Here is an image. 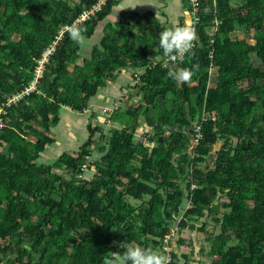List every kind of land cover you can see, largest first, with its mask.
<instances>
[{"label": "trees", "instance_id": "1", "mask_svg": "<svg viewBox=\"0 0 264 264\" xmlns=\"http://www.w3.org/2000/svg\"><path fill=\"white\" fill-rule=\"evenodd\" d=\"M71 1L0 0V104L29 85L37 60L62 31L39 93L3 116L0 264H110L123 242L159 252L171 215L186 200L187 149L203 110L209 115L192 160L197 188L179 228L209 217L219 229L207 234L216 264H264V0H215L214 7L202 0L192 54L166 70L150 64L165 53L159 46L165 27L151 11L121 12L118 22L104 26L90 58L77 63L81 39L73 32L79 27L82 38L91 36L119 0L79 24L80 12L97 0ZM210 63L214 86L207 89ZM193 65L188 81L173 78V69ZM123 69L139 78L131 88L139 100L111 112L119 128L101 135L106 143L92 149L98 129L88 126L76 152H63L51 165L40 162L60 109L83 112ZM139 122L150 129L151 149L135 139ZM94 150L100 157L84 178L80 168ZM171 264H179L175 253Z\"/></svg>", "mask_w": 264, "mask_h": 264}, {"label": "crops", "instance_id": "2", "mask_svg": "<svg viewBox=\"0 0 264 264\" xmlns=\"http://www.w3.org/2000/svg\"><path fill=\"white\" fill-rule=\"evenodd\" d=\"M188 4L186 0H119L118 4L113 7L112 12L110 15L107 16L109 19V22H117V18L119 19V15L121 12L125 11H134L139 13V11L132 10V9H137L141 10L144 13L146 11H151L157 19L162 23L164 27L167 26H175L177 24H185L189 23L190 21V16L188 13ZM102 22V21H101ZM132 75H131V69H123L120 71L116 79L112 82H108V85L103 88L99 93H97L96 97L92 99L88 107L86 108L89 110V112H77V111H72L69 108L62 107L63 113L62 117L66 119L67 121L66 125L70 129L74 122L71 118L76 119L78 121V126L82 123L85 127L84 130L87 131L88 133V126H91L92 128H97L98 130L95 132L98 133L100 132V128L103 130V125L109 126L112 123H109V113L106 112V110H109L113 103L116 101L117 97L121 94L122 89L127 88L130 85V82L132 81ZM132 93V97H130L127 93L128 96L125 97L123 100L122 104L120 105V108H127L129 106L136 105L138 103L139 97L137 96L135 91H130ZM73 112V113H72ZM60 114V111H59ZM61 118L59 115V118L57 120V123L50 128L49 134L53 137V142L50 145L56 144L57 142L61 141L60 137L57 135L55 137L54 134H59L61 131L60 125L62 124ZM106 119V120H105ZM72 122V124L70 123ZM102 122V123H101ZM111 122V121H110ZM102 127H97L94 124H100ZM67 132V131H66ZM66 134L68 137H66ZM65 134V139L63 144H65L66 147L70 146L71 141L73 140L69 135L71 134L70 132H67ZM100 136L102 133H99ZM88 137V136H87ZM93 143L90 146L92 149L93 147H98L101 146V143H97L98 140L95 138L92 139ZM68 143V145L66 144ZM83 144V143H82ZM82 144H76L77 148L74 149L71 153H74L77 151L78 147H80ZM103 145L105 143H102ZM49 145V146H50ZM75 146V147H76ZM74 147V148H75ZM217 148L215 147V150ZM50 150V148H48ZM67 152V151H64ZM46 153V149L42 154V160L44 163H49L51 164L52 161H49V154H53V150H50L48 153V159L44 160V155ZM61 151L58 152V157L60 155ZM214 153V151H213ZM57 159V158H56ZM48 164V165H49ZM169 228L172 226L173 222L172 220L169 221ZM192 224H187L185 228H179L177 231L174 239H173V246L175 249V254L178 257V263L179 264H216V258L213 256H210L209 253V246H206L204 243L200 242V237L199 235H205L207 237V231L205 232L200 231L202 223H195L194 222V228H190ZM179 231H189L192 235L191 237V244L190 246H193L191 253V256L189 257L187 252L183 253L179 250V244H182L183 246H186L187 244L184 242V239L180 237ZM197 232L198 238L196 234ZM199 240V241H198ZM198 241V242H197ZM188 247V245H187Z\"/></svg>", "mask_w": 264, "mask_h": 264}, {"label": "built area", "instance_id": "3", "mask_svg": "<svg viewBox=\"0 0 264 264\" xmlns=\"http://www.w3.org/2000/svg\"><path fill=\"white\" fill-rule=\"evenodd\" d=\"M108 0H97V2L92 5L90 8L83 9L78 17L76 18L74 24H79L82 22H85L90 19V17L94 16L97 12L101 10V8L106 4ZM188 3V13L190 16V21L188 24L193 25L196 27L200 19L198 17V11L200 7V2L202 0H186ZM212 6H215V0H211ZM220 24V21L215 19L214 20V26L211 28L210 33L215 34L217 31V27ZM65 29H68L67 27ZM62 35V31L59 33V35L56 37V40L48 46L43 53L41 54V57L37 60V65L35 67V76L33 80L29 83L28 86H26L23 90L20 92H17L11 96H8L5 100V102L0 104V131L3 128V116L6 115V108L10 107L11 105L17 104L22 99L28 97L31 93L39 91L37 90V84L39 79L42 77L44 66L46 63H48L49 56L52 55L54 52V47L57 43V41L60 39ZM212 43L213 41L210 40ZM194 46V44H193ZM211 52L209 54V58L212 59ZM185 57V54L182 56H179L175 59L170 57L168 54L164 53L160 58L153 59L150 61V64L154 67L158 65L160 68L166 70L168 68H171L172 66L175 67L176 65L182 63L183 59ZM214 68L212 66V63H210L208 67V75H207V82L206 86L207 89L213 87L214 85ZM139 83V78L137 76L132 79L130 82V85L128 88H124L121 91V94L117 97L116 101L113 103L112 107L109 110H106L109 114H111L112 111L117 110L120 108V105L122 104L123 100L127 96L128 91H131L132 87L137 85ZM83 112H86V109L83 110ZM208 113H205L203 110L201 113V116L199 120H197L193 127H192V133L190 136V144L187 149V153L189 155L190 161H189V171L186 176V183L189 184V189L186 191V200L181 208H179L178 214H172L171 220L173 222L172 226L168 229V231L160 238V245H159V252L163 253L168 256V264H171L172 262V255L175 253V249L173 246V239L179 230V223L180 221L184 220V214L185 212L192 207L191 205V193L193 190L197 188V183L192 179V173L194 171V166L192 164L193 158L196 156L195 149L197 145L200 143L202 139V133H201V126L202 123L206 120V117L208 116ZM111 121V120H110ZM109 121V123H110ZM150 130L145 129L144 131H136L135 139L139 143H141L143 146L148 147L149 149L152 148V144L148 142V133ZM1 148V143H0ZM92 162L89 158L88 163L81 166L80 170L84 173L85 170L89 167V163ZM80 177V176H79Z\"/></svg>", "mask_w": 264, "mask_h": 264}, {"label": "rangeland", "instance_id": "4", "mask_svg": "<svg viewBox=\"0 0 264 264\" xmlns=\"http://www.w3.org/2000/svg\"><path fill=\"white\" fill-rule=\"evenodd\" d=\"M75 1L76 0H72L71 3L72 2H75ZM132 10L139 11V13L143 12V11L137 10V9H132ZM118 20L119 19L117 18V22H118ZM108 22H109V19L108 18H105L102 22H100L98 24V26L96 27V29L94 30V32H93V34L91 36L81 38V40H80V48H79V52H78L79 58L77 59V63H82L84 59H86V60L89 59L90 58L91 50L94 49L95 47H99V44H100L101 40L104 37V26ZM112 23H115V22L112 21ZM252 61L255 64L258 63L255 60V56H252ZM87 112H89V110H87ZM62 113H63V110L61 108L60 109V114H59L60 115V118L62 117ZM110 115L111 114H109L108 116L110 117ZM71 119L73 120L74 124L69 129L67 127V125H66V123H67V121H65L66 119L61 118V122H62V124L60 125V127H62L61 128V131H60L59 134L58 133L57 134H54L55 137L58 135L60 137L61 141L57 142L56 144L47 146V148H46V153H45V155L43 157H44V160H47L48 159L47 157L49 156V161H52L51 164H53L56 161V158H57L56 155H58V152L59 151H61L60 154H62L64 151H67L68 153H71L72 151H74V149L77 148L76 144H82L87 139L88 133H87L86 130H84L85 129L84 125L81 123L78 126V121H76L77 118L76 119L71 118ZM70 123L72 124V122H70ZM101 123L98 124V125L97 124H94V125L100 128V127H102V126H100ZM110 123H112V124H110L109 126L103 125V127H102L103 130L100 128L101 131L95 134V138L98 140L97 143H101V145H103L102 143H106L104 140H102V138L100 139L101 136H100L99 133H102V135H105V136H109L110 129H112V128H119V126L116 125V124H114L113 122H110ZM139 123H140V125L138 127V130L139 131H144L145 129L150 130L148 127H145L144 126L143 122H139ZM66 131L71 133L69 136L73 139L71 141L70 146H68V147H66L65 144H63L64 139H65V134L67 133ZM47 136L53 140V137L54 136H51V134H49V133H48ZM66 137H68L67 134H66ZM66 144L68 145L67 142H66ZM215 147L218 148L219 145H216ZM48 148H50V150H53V154L52 155H50V154L48 155V153L50 151V150H48ZM99 157H100V154L97 151L94 150L93 153L90 156V159H91V161H95V160H98ZM42 159L43 158L40 159V162H42L45 165H48L49 164V163H44ZM51 164H49V165H51ZM210 164H211V160H209L206 165H210ZM92 175H93V169H90V168H88L87 170H85V172L83 173V177L84 178H87V177L91 178ZM214 205L216 206L217 205V202H215ZM196 223H206V225H207L206 226L207 234L210 233L211 231H213V234L214 235H215V233L216 234L219 233L218 232L219 229H216L215 231L213 230V224L210 222V218L209 217L202 218V219L198 220ZM190 224H194V221L191 220L190 221ZM179 234H180V237L182 239H184V242L188 245V247H187V245L186 246H183L182 244H179V250L181 252H183V253H186L187 252L188 256L190 257L191 256V253L190 252L193 249V246L192 247L190 246L192 235H191V233L189 231H179ZM194 234H196V236L198 238V234L199 233L197 234V232H195ZM199 237H200V242L204 243L206 246H209L210 245L209 242L212 241L211 237H213V236L211 235L210 238H207L205 235H201L200 234ZM230 240L233 242V238L230 239Z\"/></svg>", "mask_w": 264, "mask_h": 264}, {"label": "clouds", "instance_id": "5", "mask_svg": "<svg viewBox=\"0 0 264 264\" xmlns=\"http://www.w3.org/2000/svg\"><path fill=\"white\" fill-rule=\"evenodd\" d=\"M73 36L78 39L82 38L79 27L73 32ZM196 40H198L197 30L188 23L167 26L159 33V46L173 59L184 54H192L193 44ZM197 68L198 65H193L191 68H175L172 71L173 78L178 81H188ZM122 245L125 250L116 252V258L111 260L110 264H168V256L154 249L135 242L127 244L123 242L119 247Z\"/></svg>", "mask_w": 264, "mask_h": 264}]
</instances>
